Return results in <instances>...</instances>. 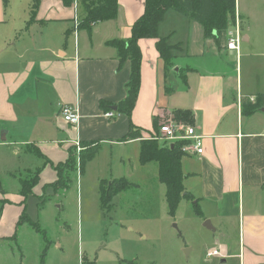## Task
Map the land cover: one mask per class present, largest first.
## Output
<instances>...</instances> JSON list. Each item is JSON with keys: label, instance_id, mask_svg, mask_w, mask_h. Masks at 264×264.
Instances as JSON below:
<instances>
[{"label": "crops", "instance_id": "obj_1", "mask_svg": "<svg viewBox=\"0 0 264 264\" xmlns=\"http://www.w3.org/2000/svg\"><path fill=\"white\" fill-rule=\"evenodd\" d=\"M33 3L0 0V201H5L0 234L12 236L18 226L28 224L17 226L27 206L18 170L39 166L30 152L40 151L37 156L49 160L40 164L31 188L39 198L58 178L51 164L65 161L70 151L87 156L104 144H134L139 150L140 138L166 117L176 118V110L186 109L191 120L176 119L196 126L204 140L201 154L181 155L182 184L198 203L199 225L203 228L209 220L212 229H207L218 233L220 242L213 248H219L221 262L232 256L238 264H264V110H241L243 100L264 93V0H235L244 44L234 60L226 37L218 48L211 37H203L200 23L167 9L157 36H166L173 45L172 66L165 70L157 38L138 39L140 85L129 116L113 107L126 94L129 61L120 62L107 41L130 36L144 0H117L115 18L89 27L80 25L84 11L78 0L69 5L62 0ZM102 100L110 103L106 110L114 116H104ZM61 103L77 107L76 124L60 117ZM130 124L139 136L122 140ZM231 231L235 245L227 242L234 239ZM36 249L40 253V246Z\"/></svg>", "mask_w": 264, "mask_h": 264}, {"label": "rangeland", "instance_id": "obj_2", "mask_svg": "<svg viewBox=\"0 0 264 264\" xmlns=\"http://www.w3.org/2000/svg\"><path fill=\"white\" fill-rule=\"evenodd\" d=\"M243 44L241 41L240 46ZM235 55L231 51L230 58L234 60ZM131 145H99L91 160L84 155L81 166L77 152L72 165L61 166V179L53 189L44 187L39 198L29 194L24 211L37 220L45 237L26 223L17 227L15 236L0 234V264H33L47 243L46 264L59 260L69 264H238V257L221 262L220 256L206 255L220 242L218 233L199 225L202 217L195 213L193 199H181L174 212H168L156 162L141 164L138 149ZM30 155L34 166L46 161L33 152ZM34 169L18 171L24 178ZM123 175L131 184L112 193L108 205L102 207L100 178H107L102 180L105 187L108 177ZM233 234L231 231L229 238L234 239L227 242L235 245Z\"/></svg>", "mask_w": 264, "mask_h": 264}, {"label": "trees", "instance_id": "obj_3", "mask_svg": "<svg viewBox=\"0 0 264 264\" xmlns=\"http://www.w3.org/2000/svg\"><path fill=\"white\" fill-rule=\"evenodd\" d=\"M73 0H62L66 5L72 3ZM8 0H3L4 4H7ZM37 0H34V5ZM84 11L80 20V25L89 27L90 25L103 21L106 19H113L117 15V0H78ZM235 0H144V11L138 16L131 26L130 36L126 39H111L107 41V44L113 46L116 49V54L120 62L126 60L129 61L130 75L126 81V94L119 103L114 104L116 106V112L125 113L130 115V111L135 104L136 94L139 88V73H140V60L141 54L138 46L139 38L155 37L156 49L163 60L165 70H168L172 66L173 53H171L173 45L168 42L166 36H157L158 23L162 20L164 13L167 9H172L181 13L189 20H194L200 23L203 27V37H211L215 45L220 48L225 41L226 31L230 24H233L235 18ZM100 107L103 110L109 109L110 103L102 100ZM259 107L264 108V93H258L253 97V101L250 99L243 100L241 104V110L243 114H249ZM176 118H183L186 121L191 120V114L186 109H180L175 111ZM133 126L129 125V131L122 137V140L136 138L138 130L134 131ZM140 146L138 150L139 162L141 164H147L152 161L156 162L158 179L165 186L164 199L168 206V212L172 214L183 198L192 200L191 195L185 190L182 180L184 177L183 171H181V155L180 152L168 145H163L155 139H148L142 137L139 139ZM83 149V148H82ZM96 147H93L90 152L87 153V158H91L95 152ZM36 155H40V151H33ZM78 154L79 165L84 162V155ZM73 152H69L65 161L58 164H51L53 169L58 175L57 180L61 179V169L63 167H69L74 162ZM46 160V159H45ZM49 160L45 162L48 163ZM44 162V163H45ZM62 166V168H61ZM39 168L34 169L33 173H28L26 177L20 179V193L26 198L31 194V188L38 181ZM61 168V169H60ZM56 180V181H57ZM52 182L49 185L54 187L56 183ZM124 177L113 178L108 181V184L103 187L102 180L99 183V202L101 206H107L109 198L112 193L118 192L130 185ZM56 186V185H55ZM56 190V189H55ZM43 196V195H41ZM5 201L2 200L0 206ZM195 213L198 211V203L194 201ZM1 209V208H0ZM27 222L28 225L34 230L39 231V225L27 218L25 211L21 212L18 218L17 226L21 222ZM13 236H15L13 234ZM46 248V247H45ZM42 251L39 259V263L43 262L45 255V249ZM88 264H93L88 262Z\"/></svg>", "mask_w": 264, "mask_h": 264}, {"label": "built area", "instance_id": "obj_4", "mask_svg": "<svg viewBox=\"0 0 264 264\" xmlns=\"http://www.w3.org/2000/svg\"><path fill=\"white\" fill-rule=\"evenodd\" d=\"M234 23L226 31V42L225 46L228 50L234 51L236 54L239 53L240 44L242 41L240 23L238 19L234 18ZM78 24L77 18H74V26ZM253 101V97L250 98ZM106 117H112L115 115V112L112 110H106L103 113ZM59 115L63 120L69 124H76L78 120L77 107L69 103H61L59 108ZM157 128L146 136L148 139H155L157 142L168 145L172 148L177 149L180 154H201L204 149L203 145V135L197 131L196 126H193L189 123L178 120L172 116H168L165 120L161 121L156 126ZM77 151L81 149V146L78 143ZM207 256H221L220 250L218 247L211 248L206 252Z\"/></svg>", "mask_w": 264, "mask_h": 264}, {"label": "water", "instance_id": "obj_5", "mask_svg": "<svg viewBox=\"0 0 264 264\" xmlns=\"http://www.w3.org/2000/svg\"><path fill=\"white\" fill-rule=\"evenodd\" d=\"M113 107L115 108L116 106H113ZM260 109L264 110L263 107H261ZM2 137H3V135H2ZM203 226L206 227V228H210V229H212L209 220H205V221L203 222Z\"/></svg>", "mask_w": 264, "mask_h": 264}]
</instances>
